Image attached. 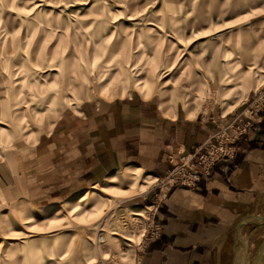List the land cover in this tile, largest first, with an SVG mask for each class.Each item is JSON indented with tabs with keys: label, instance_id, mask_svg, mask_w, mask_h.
<instances>
[{
	"label": "rangeland",
	"instance_id": "1",
	"mask_svg": "<svg viewBox=\"0 0 264 264\" xmlns=\"http://www.w3.org/2000/svg\"><path fill=\"white\" fill-rule=\"evenodd\" d=\"M10 1L15 7L3 8L0 2V10H4L0 14L2 164H12L20 154L49 141L67 115L76 113L85 100L110 102L123 96L114 100H142L140 97L154 93L164 95L166 87L158 72L162 67L185 63L179 66L181 69L177 66L173 70L167 98L175 117H186L181 104L175 102V89L194 80L215 77L224 48L229 52L234 45L258 40L264 62V0H6V3ZM225 35L228 43L223 40ZM233 56L224 60H232ZM220 89L225 87H206L208 98L192 100L189 108L193 111L198 102L203 110L198 115L209 117L214 125V132L204 142L221 129L234 136L235 131H242L249 123L244 132L235 136L236 152L237 140L251 127L248 114L264 111L255 102L258 93L264 92V63L255 86L236 90L233 108L222 104L225 95L220 94ZM158 95L148 102L159 108ZM30 98L35 101L29 102ZM234 112L232 120L222 122L220 115ZM126 171L110 175L123 176ZM135 173L111 186L106 183L108 175L66 199L50 203H39L20 193L6 195L0 189V264H32L36 255L29 251L28 243L35 241L43 246L49 240L58 243L50 252L39 249L41 255L36 264H99L101 250L106 252L103 259H111L115 264H137L140 237L132 231L136 227L124 229L119 217L137 211L142 214L143 206L149 205L142 201L143 196L152 189L153 202L158 190L153 188L156 176L152 173L146 170ZM141 182L145 183L143 193L125 199L127 189ZM84 191L88 198L73 204L74 198ZM91 195L98 197V203L90 200ZM166 197L167 194L161 199L159 196L161 203ZM67 201L70 202L61 210L58 205ZM46 211L59 213L38 218L39 212ZM86 226L89 228L85 231ZM140 226L136 229L139 233ZM93 227L104 229L102 244L97 243ZM108 229L118 233V241L107 242ZM124 238L132 239V243L126 245Z\"/></svg>",
	"mask_w": 264,
	"mask_h": 264
},
{
	"label": "crops",
	"instance_id": "2",
	"mask_svg": "<svg viewBox=\"0 0 264 264\" xmlns=\"http://www.w3.org/2000/svg\"><path fill=\"white\" fill-rule=\"evenodd\" d=\"M223 40L228 43V36ZM229 55H234L232 60H224ZM221 56L215 77L175 89V102L186 117H175L167 98L173 70L185 63L162 67L158 72L166 87L164 95L85 100L41 147L20 154L12 164L0 163L1 191L50 203L126 169L163 175L170 168L169 154L189 152L214 132L210 118L198 115L203 111L198 102L190 110L192 100L208 98L206 87H225L220 89L225 95L222 104L233 108L236 90L258 83L264 63L258 40L234 45L229 52L224 48ZM156 95L159 108L148 102ZM234 114L220 118L228 122ZM248 116L251 127L237 140L231 159L218 161L211 177L195 189L176 185L167 193L157 213L162 238L148 247L140 264H245L254 260L264 239V111ZM153 194L149 189L142 201L150 204ZM259 264H264V255Z\"/></svg>",
	"mask_w": 264,
	"mask_h": 264
},
{
	"label": "built area",
	"instance_id": "3",
	"mask_svg": "<svg viewBox=\"0 0 264 264\" xmlns=\"http://www.w3.org/2000/svg\"><path fill=\"white\" fill-rule=\"evenodd\" d=\"M258 95L259 97H256L255 102L262 109L264 108V92L262 95L260 93ZM248 125L249 123H246L242 131H235L234 136L228 135L225 129H221L202 145L193 148L191 152L170 154L167 157L170 168L163 176L155 178L154 182L156 184L153 188L157 189L158 192L154 195V201L149 205L143 206L144 210L142 212L140 211L142 213L141 216L120 215L119 221L124 229L136 227V221L138 219L141 220L138 223L141 226L140 239L137 242L138 248L136 250L137 264L141 262L149 245L162 237V226L156 219L161 197H165L171 188L176 185L193 190L201 180L210 178L218 161L228 160L234 156L236 150L234 146L235 136L244 132ZM98 230H96L97 243L102 244L104 242L103 234L102 231ZM99 264L115 263L111 259H106L102 260Z\"/></svg>",
	"mask_w": 264,
	"mask_h": 264
},
{
	"label": "bare ground",
	"instance_id": "4",
	"mask_svg": "<svg viewBox=\"0 0 264 264\" xmlns=\"http://www.w3.org/2000/svg\"><path fill=\"white\" fill-rule=\"evenodd\" d=\"M0 2L3 3V8L15 7V4L13 2H11V1L9 3H6V0H0ZM94 6H96V5H94ZM3 13H4V10L1 9L0 10V14H3ZM11 17H12V15H11ZM34 101L35 100H33L31 98L29 99V102H31V103H33ZM0 114H3L1 108H0ZM2 125L5 126L4 124H2ZM135 169H138V168H135ZM126 170L127 171L124 174H122L123 176H114V175L109 176L106 179V183L108 184V186H111V184H113V183H115L117 181H123V180H125L129 175L135 176L136 175L135 172L136 171L137 172L139 171V170H131V169H126ZM133 179L134 178L132 177L129 181H132ZM144 184H145L144 182H141V184L138 185V186H135L134 185L132 188L129 187V189H127L126 193H124L125 194V199H128V198H130V197H132V196H134V195H136L138 193H143L144 188H145V185ZM131 186H132V184H131ZM86 198H88V195H87L86 192H84V193L80 194L79 196L75 197L74 200L72 199L73 201L72 200H70V201H72L73 204H76V203H79V202L83 201ZM90 200L92 202H94L95 204L98 203V197L97 196L91 195L90 196ZM70 201H67L65 203L59 204L58 207H60V209L62 210V209H64V206L63 205L66 204V203H69ZM57 213H59V211H57V212L46 211L45 213L44 212H39L38 213V218H45V217H48V216H51V215L52 216H56ZM130 215H133V216H141L142 214H140L139 211H137V212H131ZM140 222H141V220L138 219L136 221V223H137L136 224V228L132 230V231H135L136 233H138L139 237H140V233L136 229L139 226L138 223H140ZM87 228H89V226H86L85 227V231H86ZM96 230H98V229H96L95 227L91 228V231H96ZM103 230H102V228H99L98 231H103ZM108 230H109V233L107 234V239H108L107 242H109V240H112L113 242L118 241V236H119L118 233L115 230H111V229H108ZM124 239H125V241H127V242H125L126 245H129L128 243H132L131 242L132 239H130V238H124ZM246 241L247 240L244 239V243H246ZM57 243H58V241H55V240H49L47 242V244L46 245H43V246L40 245L38 242H35V241L34 242H31V243H28L27 248L29 249L30 252H33L36 255V257H34V263H32V264H36L37 260H39V258H40V255L41 254H40V250L39 249H44L47 252H50ZM100 252L101 253L99 254L98 251H97L99 257L102 260H106V259H103L104 258V255H106V252H104L102 250ZM87 255L90 256L89 249L87 250ZM242 260H244V259L241 258L240 259V262H242Z\"/></svg>",
	"mask_w": 264,
	"mask_h": 264
},
{
	"label": "water",
	"instance_id": "5",
	"mask_svg": "<svg viewBox=\"0 0 264 264\" xmlns=\"http://www.w3.org/2000/svg\"><path fill=\"white\" fill-rule=\"evenodd\" d=\"M264 221V217L262 218ZM264 255V239L263 241L258 245L256 255L254 257V260L250 263H245V264H259V262L262 260Z\"/></svg>",
	"mask_w": 264,
	"mask_h": 264
}]
</instances>
